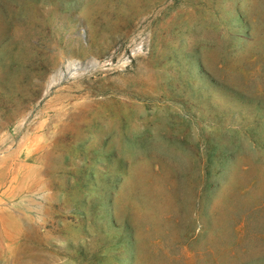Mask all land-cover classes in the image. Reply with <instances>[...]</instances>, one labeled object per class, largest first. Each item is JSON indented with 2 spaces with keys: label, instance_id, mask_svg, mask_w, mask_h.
<instances>
[{
  "label": "rangeland",
  "instance_id": "obj_1",
  "mask_svg": "<svg viewBox=\"0 0 264 264\" xmlns=\"http://www.w3.org/2000/svg\"><path fill=\"white\" fill-rule=\"evenodd\" d=\"M0 264H264V0H0Z\"/></svg>",
  "mask_w": 264,
  "mask_h": 264
},
{
  "label": "bare ground",
  "instance_id": "obj_2",
  "mask_svg": "<svg viewBox=\"0 0 264 264\" xmlns=\"http://www.w3.org/2000/svg\"><path fill=\"white\" fill-rule=\"evenodd\" d=\"M63 75H64L63 70L62 71L59 70L56 73H54V75L50 79V82H49V85H48L49 88L51 86H54L55 84L59 83L61 81V79L63 78ZM71 76H72V74H71Z\"/></svg>",
  "mask_w": 264,
  "mask_h": 264
}]
</instances>
